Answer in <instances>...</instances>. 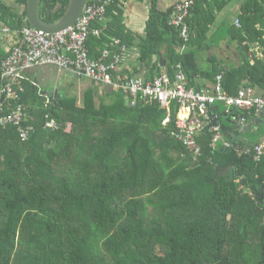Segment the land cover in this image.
<instances>
[{"label": "trees", "instance_id": "obj_1", "mask_svg": "<svg viewBox=\"0 0 264 264\" xmlns=\"http://www.w3.org/2000/svg\"><path fill=\"white\" fill-rule=\"evenodd\" d=\"M125 1L114 0L95 23L106 28L89 39L91 58L105 49L119 54L114 39L132 44L122 22ZM261 1L259 12L252 6L241 28L228 32L241 47L240 62L223 67L212 54L206 67L198 61L215 48L208 37L217 21L211 0H195L186 21L189 41L171 24L174 9L160 11L153 0L139 45L145 79L166 72L175 81L182 70L198 90L212 88L220 76L231 96L245 87L264 95ZM69 2L42 0L43 20L58 22ZM27 3L0 0V21L14 30L30 26ZM4 57L0 46V65ZM121 71L114 78L123 82L138 73ZM25 87L29 139L0 122V264H264V155L257 162L253 149L245 153L259 142L264 122L252 134L240 121L247 116L248 124L255 109L224 114L218 104L214 124L231 147L213 148L207 130L197 138L195 159L174 136L176 109L164 126L166 110L140 96L131 105L122 90L97 97L90 89L82 101L59 94L47 103L38 87ZM51 119L58 129L45 128Z\"/></svg>", "mask_w": 264, "mask_h": 264}, {"label": "built area", "instance_id": "obj_2", "mask_svg": "<svg viewBox=\"0 0 264 264\" xmlns=\"http://www.w3.org/2000/svg\"><path fill=\"white\" fill-rule=\"evenodd\" d=\"M114 0H93L87 3L79 19L67 29L57 33H47L30 26H23L14 30L0 21V41L9 38L10 47L0 65V112H8L0 119L2 125H12L19 128L20 138L27 141L29 130L24 127L30 117L29 108L22 102L26 92L23 81L26 74L36 68L54 66L61 71H68L81 79H87L95 85L110 86L114 90H122L131 105L136 104L140 96L147 102H155L166 110L168 115L163 122L168 126L176 109L174 119L176 139L192 152L195 159L201 155V146L197 138L206 133H213L212 147L217 145L231 147L223 138L220 126L214 124L218 116V104L223 105L224 114L230 111L246 110L264 114V95H260L252 88L241 89L236 96L227 94L222 89V77H217L212 88L198 90L192 87L182 70L172 81L166 72H162L152 81L143 77H134L123 82L116 80L114 74L121 71L120 66L128 54V48L114 39L112 45L119 49V54L105 49L97 59L89 55L87 43L91 37H101L106 25L97 27L95 23L103 22L107 7ZM124 1V0H121ZM195 0H184L174 6L170 17L171 24L179 28L181 37L185 41L190 39V29L186 24L190 10ZM236 24L240 26L237 20ZM121 77V76H120ZM243 126L247 125V116H241ZM59 125L51 119L45 128L58 129ZM254 151V161H259L264 155V139L245 153Z\"/></svg>", "mask_w": 264, "mask_h": 264}, {"label": "crops", "instance_id": "obj_3", "mask_svg": "<svg viewBox=\"0 0 264 264\" xmlns=\"http://www.w3.org/2000/svg\"><path fill=\"white\" fill-rule=\"evenodd\" d=\"M182 1L184 0H157V7L160 11H167L171 8L174 9V6ZM220 2L221 0L218 2L211 0V6L214 8L217 21L215 25L212 26L208 37L211 41H213L215 48L212 51L207 52V54L201 55L203 58L198 61L200 65H204L206 67L208 66L207 58L211 57L212 54L219 60L223 67L234 66L240 62L242 58L241 47L237 45L238 42L234 41L232 35L228 32L232 28H241V19L245 18L244 12L250 13L253 11L252 6L257 12H259L260 8L256 5V3H263L261 0H225L226 5L222 8ZM152 4L153 0H126L121 6L123 10V25L132 34L133 38V42L128 47V54L123 62L121 71L122 76L130 77L132 75L133 77L136 70H138V73L136 72L134 77L146 78L147 76L146 68L139 62V45L142 38H145V28L150 16ZM237 20L240 22V26L236 24ZM10 44L11 42L8 37L0 41L1 49L6 55ZM159 59L164 60L163 56ZM155 61H158V59H155ZM25 82H29L38 87L39 93L47 98V103L51 102V98L53 96L63 94L61 90L75 91L77 89L82 92L83 97L86 91L90 89L97 91V97L113 90L110 86L95 85L90 80L78 78L74 74L68 71H61L54 66H44L29 71L26 74V79L23 81L24 86ZM84 84L87 85L85 88ZM45 85H50L55 90L51 93L47 92L44 88ZM72 95L73 94H69L71 97H76ZM83 97L81 98L82 100ZM78 100L82 101L79 98ZM260 122H264V114L257 113L250 118L248 124L244 128V131L252 133L255 129V125L264 124H261ZM261 128H264V125L261 126ZM257 129H259V127ZM263 139L264 133L258 141L260 142Z\"/></svg>", "mask_w": 264, "mask_h": 264}, {"label": "water", "instance_id": "obj_4", "mask_svg": "<svg viewBox=\"0 0 264 264\" xmlns=\"http://www.w3.org/2000/svg\"><path fill=\"white\" fill-rule=\"evenodd\" d=\"M87 3L88 0H70L63 17L54 24H48L41 16L42 0H28L26 23L50 34L57 33L72 26L83 13Z\"/></svg>", "mask_w": 264, "mask_h": 264}, {"label": "rangeland", "instance_id": "obj_5", "mask_svg": "<svg viewBox=\"0 0 264 264\" xmlns=\"http://www.w3.org/2000/svg\"><path fill=\"white\" fill-rule=\"evenodd\" d=\"M73 86H74V84H73ZM87 85H85L84 84V88L86 87ZM45 91H47V92H52V91H54L55 89L52 87V86H50V85H45ZM61 92L63 93V95H68L69 96V94L71 95V94H73L72 96H76V97H78L80 100H82L81 98L83 97L82 96V92L80 91V90H75V91H69V90H61ZM81 92V93H80ZM57 94H58V92H57ZM67 130L69 131V130H71V125L70 126H68V128H67Z\"/></svg>", "mask_w": 264, "mask_h": 264}]
</instances>
